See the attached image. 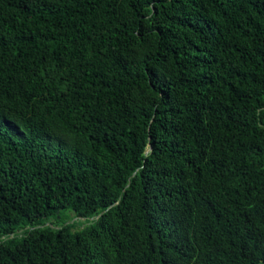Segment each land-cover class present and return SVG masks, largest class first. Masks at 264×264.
<instances>
[{
	"label": "trees",
	"instance_id": "1",
	"mask_svg": "<svg viewBox=\"0 0 264 264\" xmlns=\"http://www.w3.org/2000/svg\"><path fill=\"white\" fill-rule=\"evenodd\" d=\"M0 264H264V0H0Z\"/></svg>",
	"mask_w": 264,
	"mask_h": 264
}]
</instances>
